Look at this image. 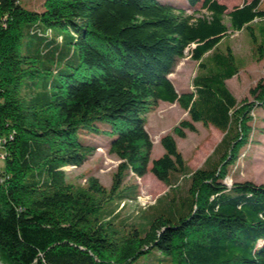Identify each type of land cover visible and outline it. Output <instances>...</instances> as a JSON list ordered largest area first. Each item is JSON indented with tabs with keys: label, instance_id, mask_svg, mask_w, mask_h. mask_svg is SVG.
<instances>
[{
	"label": "trees",
	"instance_id": "obj_1",
	"mask_svg": "<svg viewBox=\"0 0 264 264\" xmlns=\"http://www.w3.org/2000/svg\"><path fill=\"white\" fill-rule=\"evenodd\" d=\"M185 1L178 8L161 0H45L36 11L24 0H0V264H139L154 252L158 264H264V184L227 185L252 142V114L264 108V79L238 101L227 82L244 62L217 46L229 16L232 30L250 37V61L264 63V41L249 24L258 11L227 14L217 0ZM54 28L69 30L70 40L53 36ZM25 35L64 66L43 100L21 95L22 81L41 72L30 41L21 52ZM193 44V60L214 51L200 62L192 90L180 93L169 76ZM161 103L178 104L188 120L162 138L164 155L152 160L147 116ZM196 124L223 137L192 172L174 135L185 138ZM85 134L107 138L121 161L109 191L96 179L84 189L67 180L66 170L95 150ZM128 173L152 174L170 189L143 226H118L119 209L100 216L113 199L136 196L135 188L121 189Z\"/></svg>",
	"mask_w": 264,
	"mask_h": 264
},
{
	"label": "rangeland",
	"instance_id": "obj_2",
	"mask_svg": "<svg viewBox=\"0 0 264 264\" xmlns=\"http://www.w3.org/2000/svg\"><path fill=\"white\" fill-rule=\"evenodd\" d=\"M32 10L42 11L45 0H24ZM162 2L174 3L178 8L187 7L185 0H161ZM220 5L227 7L226 13L229 14L245 6L255 5L258 11V17L249 24L254 26L258 40L264 41V0H217ZM192 14V12H188ZM226 14V15H227ZM208 15V13H203ZM224 22L229 29L228 36L222 38L217 44L218 48L230 46L233 54L239 61L244 62V68L233 81L228 83L229 89L238 101L250 99V90L257 83L264 79V63H252L250 61V37L246 31L234 32L230 25L229 16H226ZM58 34L65 37L66 42L70 40L71 32L69 30L53 29V36ZM30 41V53L38 58L37 67L41 71L40 77L25 78L22 81L21 95L26 99L39 95L44 99L45 93L49 91L47 87L58 78L54 74L55 70L64 69L63 63L44 57V45L32 40L30 36L25 35L22 41L21 52L27 53V43ZM72 49V46H67ZM197 47L193 44L186 55L181 59L174 72L169 76L178 92H184L192 89V82L197 76L198 67L213 49L206 52L199 60H193L191 51ZM51 68V74H45L44 70ZM69 72H74L69 68ZM77 77L88 76L87 72H75ZM254 120V135L252 142L247 145L240 155L236 165L231 169L227 185L231 186L234 182L251 181L256 184H264V108H258L252 114ZM188 120V114L184 112L178 104L169 105L161 103L158 109L147 116V131L153 142L152 160L158 159L164 155V149L161 140L167 134L177 127L181 121ZM196 132L185 131V138L174 135L178 150L183 156L186 166L195 172L200 169L207 158L213 153L216 146L222 140L220 131L211 127L205 128L200 124L195 125ZM102 130V129H101ZM102 135V134H101ZM87 143L95 147L94 152L88 157L87 162L79 168H70L66 170L67 180L76 188H87L91 179H96L99 184L108 191L112 187L113 177L116 174L121 161L112 156L108 150L109 140L104 136H93L85 134L83 136ZM4 161L0 159V171L4 169ZM136 189V196L123 201L113 199L106 203L101 210V217H110L116 209H119V218L115 220L118 226L122 223L137 224L143 226L151 213H159L161 207H155L151 211L149 208L155 206L157 200L169 192V187L156 179L152 174L139 178L132 173H128L123 181L122 190ZM165 208V205H160ZM149 210V212H148ZM151 212V213H150ZM156 253L144 255L139 264H158Z\"/></svg>",
	"mask_w": 264,
	"mask_h": 264
},
{
	"label": "crops",
	"instance_id": "obj_3",
	"mask_svg": "<svg viewBox=\"0 0 264 264\" xmlns=\"http://www.w3.org/2000/svg\"><path fill=\"white\" fill-rule=\"evenodd\" d=\"M210 55H208L204 60H206L208 57H209ZM235 79V78H234ZM234 79H232V80H230V81H228L227 82V86H228V83L229 82H231V81H233ZM228 88H229V86H228ZM192 90V89H191ZM230 90V89H229ZM231 92V91H230ZM232 93V92H231ZM235 97V96H234ZM170 105V104H169ZM174 105V104H173ZM181 108V107H180ZM183 110V109H182ZM184 111V110H183ZM185 112V111H184ZM187 114H188V112H186ZM197 125V124H196ZM211 128H213V129H215L214 127H211ZM217 130V129H216ZM221 133V132H220ZM222 134V133H221ZM223 136V135H222Z\"/></svg>",
	"mask_w": 264,
	"mask_h": 264
},
{
	"label": "built area",
	"instance_id": "obj_4",
	"mask_svg": "<svg viewBox=\"0 0 264 264\" xmlns=\"http://www.w3.org/2000/svg\"><path fill=\"white\" fill-rule=\"evenodd\" d=\"M2 144H3V141L0 139V159H1V156L3 154V152H2Z\"/></svg>",
	"mask_w": 264,
	"mask_h": 264
},
{
	"label": "bare ground",
	"instance_id": "obj_5",
	"mask_svg": "<svg viewBox=\"0 0 264 264\" xmlns=\"http://www.w3.org/2000/svg\"><path fill=\"white\" fill-rule=\"evenodd\" d=\"M1 159L4 160V156H3V154H2V156H1Z\"/></svg>",
	"mask_w": 264,
	"mask_h": 264
}]
</instances>
